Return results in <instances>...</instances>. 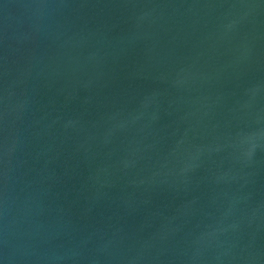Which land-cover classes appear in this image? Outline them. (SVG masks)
I'll return each mask as SVG.
<instances>
[{
    "label": "water",
    "instance_id": "1",
    "mask_svg": "<svg viewBox=\"0 0 264 264\" xmlns=\"http://www.w3.org/2000/svg\"><path fill=\"white\" fill-rule=\"evenodd\" d=\"M0 264H264V0H0Z\"/></svg>",
    "mask_w": 264,
    "mask_h": 264
}]
</instances>
